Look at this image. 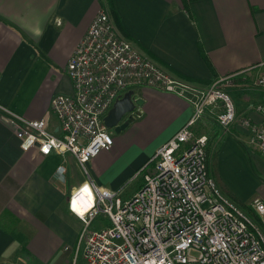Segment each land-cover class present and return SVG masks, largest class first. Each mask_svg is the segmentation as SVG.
I'll use <instances>...</instances> for the list:
<instances>
[{
  "label": "crops",
  "instance_id": "obj_1",
  "mask_svg": "<svg viewBox=\"0 0 264 264\" xmlns=\"http://www.w3.org/2000/svg\"><path fill=\"white\" fill-rule=\"evenodd\" d=\"M111 6L105 0H0V105L33 120L49 112L52 96L70 94L67 60L93 16L105 9L123 38L178 80L202 89L236 74L225 87L236 116L264 128V118L254 111L264 105V89L252 87L264 73V0H112ZM125 91L140 99V106L122 130L108 129L111 147L85 164L92 183L121 188L122 198L140 184V177L131 179L134 172L191 113L190 104L173 93L147 86ZM208 115L203 113L194 132L211 121L207 135L224 134L214 163L225 148L242 156L243 148L255 166L264 163L238 120L222 132ZM7 118L0 117V264H80L81 222L67 210L66 200L85 175L67 152L42 156L21 150ZM48 128L58 133L51 114ZM128 136L135 149H147L119 158ZM207 171L213 179L208 164ZM96 225L93 220L89 227Z\"/></svg>",
  "mask_w": 264,
  "mask_h": 264
},
{
  "label": "built area",
  "instance_id": "obj_2",
  "mask_svg": "<svg viewBox=\"0 0 264 264\" xmlns=\"http://www.w3.org/2000/svg\"><path fill=\"white\" fill-rule=\"evenodd\" d=\"M70 94H56L49 112L27 120L0 105L23 151L71 154L85 181L68 195L67 210L81 222L80 264H264V202L254 198L250 213L225 197L209 177L207 137L194 127L212 114L223 132L238 120L247 141L264 154V128L237 117L225 87L236 74L199 89L172 77L115 29L106 10L91 19L65 65ZM132 86H147L183 98L191 106L186 121L134 172L140 184L126 198L89 179L85 164L112 145L102 118ZM264 89V73L252 82ZM254 111L264 118V105ZM53 115L58 133L48 128ZM48 151L45 152L44 149ZM60 167H58L59 169ZM107 224L90 228L96 215Z\"/></svg>",
  "mask_w": 264,
  "mask_h": 264
},
{
  "label": "rangeland",
  "instance_id": "obj_3",
  "mask_svg": "<svg viewBox=\"0 0 264 264\" xmlns=\"http://www.w3.org/2000/svg\"><path fill=\"white\" fill-rule=\"evenodd\" d=\"M234 96L238 97V93L234 92ZM208 116L210 117V114ZM206 123L208 125L201 124L198 127V131L207 135L209 130H212L213 125L211 121L210 123ZM216 135H207V138H209L205 154V163L208 164L209 174L213 177L215 185L226 198L236 203L244 210H247L254 198H259L258 196L262 195L264 196V163L259 164L260 167L255 166L254 161L247 156L243 148V156L234 149L233 151H230L229 148L221 149L217 154V162L214 163L213 156L215 150L219 147V142L223 141L222 137L224 134H221V137H217ZM225 144L224 142L223 146ZM145 148L146 147H143L140 150L135 149L131 142V136H128L122 144L119 158H124L128 153H144L147 149ZM238 150L240 151V149ZM137 180L139 181V179H136L134 180L135 182L126 186V192L131 191L132 188L135 187ZM246 212L250 213V209ZM94 220L96 224H107V220L100 213L96 215Z\"/></svg>",
  "mask_w": 264,
  "mask_h": 264
},
{
  "label": "water",
  "instance_id": "obj_4",
  "mask_svg": "<svg viewBox=\"0 0 264 264\" xmlns=\"http://www.w3.org/2000/svg\"><path fill=\"white\" fill-rule=\"evenodd\" d=\"M140 104V99L132 98L131 91H125L114 100L110 109L103 116V125L115 133L119 132L125 127L136 107Z\"/></svg>",
  "mask_w": 264,
  "mask_h": 264
},
{
  "label": "trees",
  "instance_id": "obj_5",
  "mask_svg": "<svg viewBox=\"0 0 264 264\" xmlns=\"http://www.w3.org/2000/svg\"><path fill=\"white\" fill-rule=\"evenodd\" d=\"M105 1H106V3H107L108 7L110 6V8H111V7H112V6H111V4H112V0H105ZM213 159H214V156H213ZM246 211H249V209L247 208Z\"/></svg>",
  "mask_w": 264,
  "mask_h": 264
},
{
  "label": "snow or ice",
  "instance_id": "obj_6",
  "mask_svg": "<svg viewBox=\"0 0 264 264\" xmlns=\"http://www.w3.org/2000/svg\"><path fill=\"white\" fill-rule=\"evenodd\" d=\"M44 151H45V152H47V151H48V149H47V148H45V149H44Z\"/></svg>",
  "mask_w": 264,
  "mask_h": 264
}]
</instances>
